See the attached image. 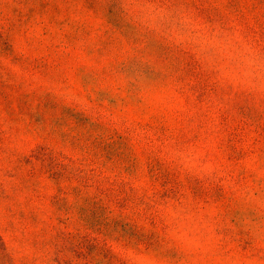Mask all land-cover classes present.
<instances>
[{
	"label": "rangeland",
	"instance_id": "374dc122",
	"mask_svg": "<svg viewBox=\"0 0 264 264\" xmlns=\"http://www.w3.org/2000/svg\"><path fill=\"white\" fill-rule=\"evenodd\" d=\"M0 264H264V0H0Z\"/></svg>",
	"mask_w": 264,
	"mask_h": 264
}]
</instances>
